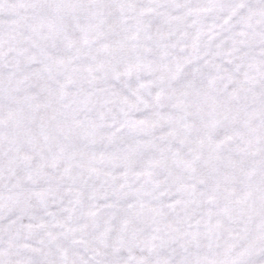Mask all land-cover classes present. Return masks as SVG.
<instances>
[{
    "label": "snow or ice",
    "instance_id": "obj_1",
    "mask_svg": "<svg viewBox=\"0 0 264 264\" xmlns=\"http://www.w3.org/2000/svg\"><path fill=\"white\" fill-rule=\"evenodd\" d=\"M0 264H264V0H0Z\"/></svg>",
    "mask_w": 264,
    "mask_h": 264
}]
</instances>
